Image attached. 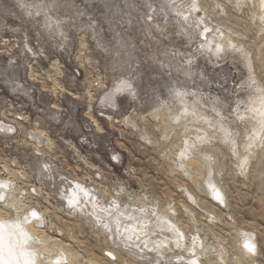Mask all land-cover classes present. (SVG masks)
<instances>
[{
	"label": "rangeland",
	"instance_id": "374dc122",
	"mask_svg": "<svg viewBox=\"0 0 264 264\" xmlns=\"http://www.w3.org/2000/svg\"><path fill=\"white\" fill-rule=\"evenodd\" d=\"M26 2L0 0V180L13 195L0 208L13 201L10 219L34 221L50 241L45 258L218 264L237 217L264 233L244 181L264 175V0H63L65 61L86 74L82 85L103 81L111 105L133 75L144 84L127 125L91 95L68 103L66 64L49 58ZM6 35L21 49L4 47ZM101 58L128 77L110 80ZM108 133L119 139L105 150L128 156L123 178L101 167Z\"/></svg>",
	"mask_w": 264,
	"mask_h": 264
},
{
	"label": "clouds",
	"instance_id": "9594fccd",
	"mask_svg": "<svg viewBox=\"0 0 264 264\" xmlns=\"http://www.w3.org/2000/svg\"><path fill=\"white\" fill-rule=\"evenodd\" d=\"M23 7L29 10L30 22L35 23L36 30L39 32V39L46 45L45 50L48 52L49 58L64 61L66 64L64 82L70 89V93L76 94L72 99L66 98L68 99V103L75 107L83 102L88 95H91L94 98L92 103L95 104L97 110L102 114L107 112L109 118L116 116L120 118L121 123L127 125L129 109L135 107L136 103L143 100L146 96L144 84H137L133 75L129 83V91L117 98L115 103L105 105L103 97L108 95L112 91V88L110 86L106 87L103 81H93L91 85H82L81 80L86 79V74L84 77L75 75L73 73V65L65 61V56L71 55L67 48L69 45V33L73 25L71 20L65 21L60 19V16L64 15L63 0H31V3L26 2ZM53 17L56 18L55 21ZM54 43L55 47L53 46ZM101 71L110 80L127 78L129 72V70L121 71L119 66L109 64L103 58H101ZM261 76L264 78V71H262ZM69 112H71V109H69ZM104 128L105 130L107 129L106 124ZM127 130L125 129V131ZM118 139L119 136L115 133H108L101 137L96 152L103 158L104 164H101V167H104L106 164L113 169L116 176L123 178V172L128 166V156L120 153V159H117L116 156L111 155L105 150L104 143V141H107L115 147V141ZM133 142L135 143V141ZM85 143L89 142L85 141ZM83 151L87 152L89 149L85 148ZM244 181L249 185L251 192V196L246 203L252 207L254 212H257L261 221L264 222V175H249L244 177ZM30 215L37 220L40 219L35 211H31ZM244 218H249L247 213H245ZM231 228L232 243L225 241L226 247L220 251L221 259L218 261V264H264V242L257 246L258 235L264 240V233H258L256 228L250 224H245L239 217L233 222ZM241 232L248 233L249 239L247 242L241 243ZM245 245H249L250 248ZM5 264H12V262L11 260H6Z\"/></svg>",
	"mask_w": 264,
	"mask_h": 264
},
{
	"label": "bare ground",
	"instance_id": "6f19581e",
	"mask_svg": "<svg viewBox=\"0 0 264 264\" xmlns=\"http://www.w3.org/2000/svg\"><path fill=\"white\" fill-rule=\"evenodd\" d=\"M7 182L0 180V195L3 193L11 194L12 189ZM12 202L7 203L6 210L8 211L6 214L0 208V264H5L6 260H11L12 264H49L52 262L47 260L53 261L55 259L60 260L58 263L56 262L57 264H65L64 258H67V264H74L72 253L67 254L65 248L62 249L64 255L66 252L65 257L58 255L55 258H45L44 256L50 252V250L49 252L47 250L50 241L46 239L42 231L37 229L34 221L29 223L19 215H16L14 219H10L8 212Z\"/></svg>",
	"mask_w": 264,
	"mask_h": 264
},
{
	"label": "built area",
	"instance_id": "2783aa9c",
	"mask_svg": "<svg viewBox=\"0 0 264 264\" xmlns=\"http://www.w3.org/2000/svg\"><path fill=\"white\" fill-rule=\"evenodd\" d=\"M3 46L10 49L11 52L17 51L22 47V41L13 38L11 35H6L3 41Z\"/></svg>",
	"mask_w": 264,
	"mask_h": 264
},
{
	"label": "snow or ice",
	"instance_id": "6c2138e0",
	"mask_svg": "<svg viewBox=\"0 0 264 264\" xmlns=\"http://www.w3.org/2000/svg\"><path fill=\"white\" fill-rule=\"evenodd\" d=\"M215 198L218 199V200L221 199V197H220V193H219V192H216V193H215ZM245 246L250 248L249 245H245ZM250 250H251V249H250Z\"/></svg>",
	"mask_w": 264,
	"mask_h": 264
}]
</instances>
